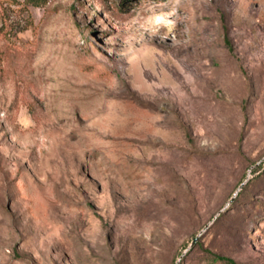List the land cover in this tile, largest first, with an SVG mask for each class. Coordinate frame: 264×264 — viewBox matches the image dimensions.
Here are the masks:
<instances>
[{
  "label": "rangeland",
  "instance_id": "374dc122",
  "mask_svg": "<svg viewBox=\"0 0 264 264\" xmlns=\"http://www.w3.org/2000/svg\"><path fill=\"white\" fill-rule=\"evenodd\" d=\"M209 252L264 264V0H0V264Z\"/></svg>",
  "mask_w": 264,
  "mask_h": 264
},
{
  "label": "trees",
  "instance_id": "16d2710c",
  "mask_svg": "<svg viewBox=\"0 0 264 264\" xmlns=\"http://www.w3.org/2000/svg\"><path fill=\"white\" fill-rule=\"evenodd\" d=\"M8 1L17 2L18 0H8ZM23 1L26 3V5H33V6H39L40 4L44 2V0H23ZM197 245L199 246L201 244L197 241ZM209 254H210L211 260L215 263L217 262V263H222V264H239L233 258L215 254L212 252H209Z\"/></svg>",
  "mask_w": 264,
  "mask_h": 264
},
{
  "label": "water",
  "instance_id": "95a60500",
  "mask_svg": "<svg viewBox=\"0 0 264 264\" xmlns=\"http://www.w3.org/2000/svg\"><path fill=\"white\" fill-rule=\"evenodd\" d=\"M208 227H209V225H207V226L205 227V230H206ZM200 236H201V234H199L197 237H195V239L192 241V243H191L189 249H191L193 246H195V244L197 243V241H198V239H199ZM185 252H187V251H185Z\"/></svg>",
  "mask_w": 264,
  "mask_h": 264
}]
</instances>
